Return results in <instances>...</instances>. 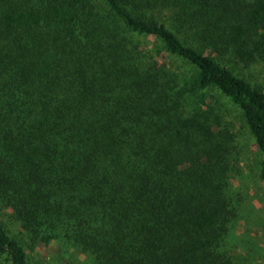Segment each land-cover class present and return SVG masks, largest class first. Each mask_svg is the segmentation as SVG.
<instances>
[{"label": "trees", "instance_id": "trees-1", "mask_svg": "<svg viewBox=\"0 0 264 264\" xmlns=\"http://www.w3.org/2000/svg\"><path fill=\"white\" fill-rule=\"evenodd\" d=\"M258 63L264 0H0V206L89 264H235L214 93L264 153ZM28 254L0 222V264Z\"/></svg>", "mask_w": 264, "mask_h": 264}, {"label": "rangeland", "instance_id": "rangeland-1", "mask_svg": "<svg viewBox=\"0 0 264 264\" xmlns=\"http://www.w3.org/2000/svg\"><path fill=\"white\" fill-rule=\"evenodd\" d=\"M242 72L247 74L252 84L264 90V63L251 65ZM214 97L221 108V114L234 127L239 149L236 170L230 171L226 178L233 211L229 231L223 241L229 247L228 254L235 264H264V180L259 175V164L264 153L257 149L239 110L224 96L214 93ZM0 222L11 236L25 245L32 261H43L46 264H89L85 255L71 247L62 249L56 241L42 247L30 242L29 236L13 219L11 209L3 205L0 206ZM30 245L32 248L29 251Z\"/></svg>", "mask_w": 264, "mask_h": 264}]
</instances>
